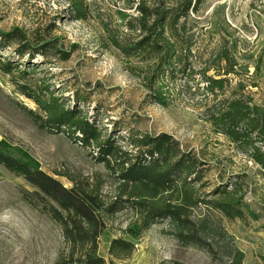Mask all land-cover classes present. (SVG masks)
<instances>
[{
	"label": "rangeland",
	"instance_id": "374dc122",
	"mask_svg": "<svg viewBox=\"0 0 264 264\" xmlns=\"http://www.w3.org/2000/svg\"><path fill=\"white\" fill-rule=\"evenodd\" d=\"M183 1L188 0H85L87 19L77 21L63 0H0V35L23 31L33 46L43 39L61 51L32 61L27 55L18 57L19 44L0 49L3 62L12 60L20 71L35 72L24 77L0 72V144L66 186L69 179L64 176L91 186L102 177V196L110 203L117 186L91 156L94 150L63 134L39 130L30 115L40 113L38 106L17 85L35 93L42 90L68 106L77 103L98 127L108 133L117 130L116 138L128 129L151 136L166 133L207 163L200 199L215 198L207 194L223 184L229 191L237 184L238 196L258 220L233 222L203 206L193 208V221L210 220L212 231L203 235L204 247L183 245L166 222L135 242L130 258L112 263L111 242L130 240L123 231L135 215L125 210L108 222L98 255L109 264H232L238 250L244 264H264V168L254 160L260 139L250 119L237 113L240 106L264 109V0H202L198 12L186 19L177 46L179 65L186 67L179 82L157 79L164 56L160 49L132 57L114 45L132 46L147 36L140 8L164 11ZM208 79L222 84L213 88ZM164 84L173 96L168 107L154 97ZM21 188L31 190L0 165V264H57L67 248L61 228L26 204Z\"/></svg>",
	"mask_w": 264,
	"mask_h": 264
},
{
	"label": "trees",
	"instance_id": "16d2710c",
	"mask_svg": "<svg viewBox=\"0 0 264 264\" xmlns=\"http://www.w3.org/2000/svg\"><path fill=\"white\" fill-rule=\"evenodd\" d=\"M63 1L69 3L75 20L87 19L85 0ZM201 1H183L177 8L164 11L140 8L143 14L141 28L147 36L132 46H124L118 41L114 45L123 54L132 57L160 49L164 56L158 65L157 79L179 82L185 75L186 67L179 65L182 56H178L177 46L182 43L179 40L183 41L181 33L185 30L186 19L191 13L198 12ZM149 21H154L152 26H149ZM0 39V49H8L13 43L19 44L21 47L16 51L18 57L27 55L32 61L38 55L47 57L56 49L51 42L43 39L37 40L33 46L26 34L19 30L2 34ZM18 67L12 60L3 62L0 59V72L5 75L19 72L24 77L35 73L30 71L28 74ZM208 81L213 88L222 84L211 79ZM17 86L38 106L40 113L30 111L37 128L51 135L63 134L80 146L93 149L91 156L105 166L118 190L116 199L109 203L102 196V177L91 186L88 181L64 176L69 179L70 186H66L57 176L32 168L0 144V165L23 179L31 188H21L23 201L40 214L48 215L61 228L67 248L57 264H109L98 255L99 243L108 222L118 212L125 210L135 215L134 221L123 231L130 240L117 238L111 242L108 254L112 263L130 258L136 251L135 242L144 239L153 226L166 222L173 229L171 234L183 245L204 247L203 235L212 231L210 220L193 221V208L203 206L233 222L245 221L249 217L258 220L256 213L244 204L243 197L238 196L237 184L232 186L231 191L223 184L207 194L215 198L200 199L199 193L204 189V180L209 173L207 163L192 152H185L174 137L166 133L151 136L128 129L126 135L116 138L117 130L108 133L98 127L93 117L84 114L77 103L68 106L60 98L42 90L35 93L28 86ZM154 97L156 103L170 106L173 96L169 85L158 88ZM76 99L79 102L84 100L81 97ZM237 113L250 119L260 139L256 142L258 147L254 151V160L264 168V155L261 152L264 147V109L255 107L247 110L240 106ZM129 148L133 151H128ZM244 261L243 253L236 250L232 264H244Z\"/></svg>",
	"mask_w": 264,
	"mask_h": 264
}]
</instances>
